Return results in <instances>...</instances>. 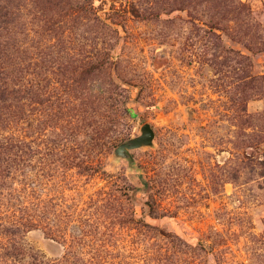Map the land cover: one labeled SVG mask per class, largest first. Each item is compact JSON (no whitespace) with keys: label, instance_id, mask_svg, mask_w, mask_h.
Wrapping results in <instances>:
<instances>
[{"label":"rangeland","instance_id":"1","mask_svg":"<svg viewBox=\"0 0 264 264\" xmlns=\"http://www.w3.org/2000/svg\"><path fill=\"white\" fill-rule=\"evenodd\" d=\"M263 151L264 0H0V264H264Z\"/></svg>","mask_w":264,"mask_h":264},{"label":"water","instance_id":"2","mask_svg":"<svg viewBox=\"0 0 264 264\" xmlns=\"http://www.w3.org/2000/svg\"><path fill=\"white\" fill-rule=\"evenodd\" d=\"M143 133L141 136L136 137L133 140V146H138L142 143H150L153 138V131L148 124L142 126ZM124 144H122V147ZM132 147V146H131Z\"/></svg>","mask_w":264,"mask_h":264},{"label":"trees","instance_id":"3","mask_svg":"<svg viewBox=\"0 0 264 264\" xmlns=\"http://www.w3.org/2000/svg\"><path fill=\"white\" fill-rule=\"evenodd\" d=\"M236 53H237L239 56H241V57L243 56V54H241L239 51H237ZM244 57H245V56H244ZM245 58L247 59V57H245ZM253 78H256V77L254 76ZM257 78H263V76L260 75V76L257 77ZM240 79H242V78H240ZM262 156H263V158H260V159L258 160V164H259L261 167H264V151L262 152ZM260 175L264 177V170H263L262 172H260ZM146 185H147V184H146ZM150 213H151V215H155L154 210H152V209H151Z\"/></svg>","mask_w":264,"mask_h":264}]
</instances>
